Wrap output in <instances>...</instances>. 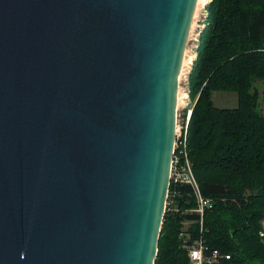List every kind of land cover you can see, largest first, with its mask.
Segmentation results:
<instances>
[{
  "label": "water",
  "instance_id": "1",
  "mask_svg": "<svg viewBox=\"0 0 264 264\" xmlns=\"http://www.w3.org/2000/svg\"><path fill=\"white\" fill-rule=\"evenodd\" d=\"M199 0H0V264H155Z\"/></svg>",
  "mask_w": 264,
  "mask_h": 264
},
{
  "label": "trees",
  "instance_id": "2",
  "mask_svg": "<svg viewBox=\"0 0 264 264\" xmlns=\"http://www.w3.org/2000/svg\"><path fill=\"white\" fill-rule=\"evenodd\" d=\"M205 10L182 127L213 206L201 232L193 189L171 184L155 264H190L187 246L197 240L206 255L230 256L204 264H264V0H211ZM215 92L235 94L237 107H216Z\"/></svg>",
  "mask_w": 264,
  "mask_h": 264
},
{
  "label": "built area",
  "instance_id": "3",
  "mask_svg": "<svg viewBox=\"0 0 264 264\" xmlns=\"http://www.w3.org/2000/svg\"><path fill=\"white\" fill-rule=\"evenodd\" d=\"M189 42H190V39H189ZM189 116H190V113L188 114V119H189ZM177 122H178V115H177ZM178 126L179 125H177L176 152L172 160L170 181H171V184L188 185L193 189L194 194H195V199L197 202V208L195 211L202 218L201 232H203V217H204L205 211L212 208L213 202L209 199H206L201 193L200 187L194 175L192 164L188 157V152L186 151V137L183 134V132L181 135L180 134L178 135V132H179ZM262 226H263V230L261 231L260 235L262 238H264V221L262 223ZM187 250L189 253V259H190L191 264H204L205 262L217 263L218 261L222 259H225V260L230 259V256L221 255L218 250H212L208 255H206V252L209 249L205 246L202 240L194 241L191 245L187 246ZM197 253L199 255H196Z\"/></svg>",
  "mask_w": 264,
  "mask_h": 264
},
{
  "label": "rangeland",
  "instance_id": "4",
  "mask_svg": "<svg viewBox=\"0 0 264 264\" xmlns=\"http://www.w3.org/2000/svg\"><path fill=\"white\" fill-rule=\"evenodd\" d=\"M210 1L211 0H202L199 4L196 21L193 27V32H192L188 50L186 53V58H185L186 62H185L184 71H183L184 78L180 85V92L182 93L183 101H182V104H180L179 106V112H178V125H179L178 135L179 134L181 135L183 132V127H182L183 118L182 117L185 113L186 108L190 104V99H189L188 90H187V87H188L187 80H188L189 73L191 70L192 61L195 57V50L197 46L198 36H199L201 29L203 28V22L206 16L205 7ZM213 101H214L215 106L218 108L232 109V108H236L238 105L237 96L232 93L215 92L213 95Z\"/></svg>",
  "mask_w": 264,
  "mask_h": 264
},
{
  "label": "bare ground",
  "instance_id": "5",
  "mask_svg": "<svg viewBox=\"0 0 264 264\" xmlns=\"http://www.w3.org/2000/svg\"><path fill=\"white\" fill-rule=\"evenodd\" d=\"M202 0H199L198 1V5H197V9H196V13H195V16H194V22H193V25H192V29H191V33H190V39H191V35H192V32H193V27H194V24H195V21H196V16H197V12H198V7H199V4ZM189 46V44H188ZM187 50H188V47L186 49V53H187ZM186 53H185V57H184V63H183V67H182V72H181V75H180V82H179V93H178V112H179V106L180 104H182V101H183V96H182V93L180 92V85H181V82L184 78V75H183V71H184V66H185V58H186Z\"/></svg>",
  "mask_w": 264,
  "mask_h": 264
},
{
  "label": "clouds",
  "instance_id": "6",
  "mask_svg": "<svg viewBox=\"0 0 264 264\" xmlns=\"http://www.w3.org/2000/svg\"><path fill=\"white\" fill-rule=\"evenodd\" d=\"M196 255H199L198 253Z\"/></svg>",
  "mask_w": 264,
  "mask_h": 264
}]
</instances>
